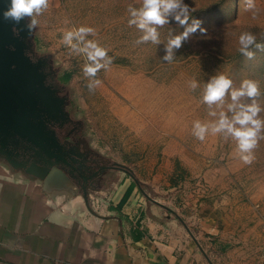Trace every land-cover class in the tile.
<instances>
[{"label": "rangeland", "instance_id": "obj_1", "mask_svg": "<svg viewBox=\"0 0 264 264\" xmlns=\"http://www.w3.org/2000/svg\"><path fill=\"white\" fill-rule=\"evenodd\" d=\"M255 2L259 13L253 19L243 0H185L190 22L201 21L206 32L186 41L171 64L161 60L164 45L183 29L172 21L159 29L161 45H136L142 33L129 27L127 9L139 8L142 0H50L37 18L36 43L40 54L53 55L61 76L70 74V107L97 149L133 168L145 191L174 210L208 200L220 205L236 227L255 228L256 245L264 249V140L253 162L244 164L234 141L209 135L201 142L192 134L194 121L215 119L201 102L212 76L223 74L236 87L256 80L264 93V51L253 49L251 60L238 51L243 32L264 43V0ZM81 26L96 30L88 38L112 58L110 69L98 73L102 84L94 93L82 71L86 58L70 54L62 42ZM193 79L200 85L195 92L189 88Z\"/></svg>", "mask_w": 264, "mask_h": 264}, {"label": "crops", "instance_id": "obj_2", "mask_svg": "<svg viewBox=\"0 0 264 264\" xmlns=\"http://www.w3.org/2000/svg\"><path fill=\"white\" fill-rule=\"evenodd\" d=\"M92 199L103 217L90 213L81 194H47L0 164V264H209L177 217L126 173ZM208 201L175 211L213 262L264 264L255 228L236 227Z\"/></svg>", "mask_w": 264, "mask_h": 264}, {"label": "water", "instance_id": "obj_3", "mask_svg": "<svg viewBox=\"0 0 264 264\" xmlns=\"http://www.w3.org/2000/svg\"><path fill=\"white\" fill-rule=\"evenodd\" d=\"M9 5L10 0H0V164L40 182L47 194L75 195L78 189L73 179L81 180L74 171L61 165L63 145L56 132V128L74 122L69 110L71 97L66 85L58 80L59 70L53 55L40 54L37 50V28L30 34L27 20L14 24L3 18ZM14 28L18 29V34L14 33ZM107 169L129 175L149 201L177 217L206 261L215 264L189 224L173 208L151 197L133 168L115 162L92 176L84 174V182L102 177ZM81 195L90 213L103 217L94 209L86 186Z\"/></svg>", "mask_w": 264, "mask_h": 264}, {"label": "clouds", "instance_id": "obj_4", "mask_svg": "<svg viewBox=\"0 0 264 264\" xmlns=\"http://www.w3.org/2000/svg\"><path fill=\"white\" fill-rule=\"evenodd\" d=\"M246 11H251L253 19L259 13L255 0H243ZM50 7V0H10V5L3 12V18L14 24L27 20L28 32L31 34L37 28L39 16ZM130 18L129 27H135L142 33L134 42L136 45H161L159 29L175 21L183 31L178 35H170L164 45L162 61L171 64L176 59L177 51L197 31L201 34L206 30L201 27V21L194 18L190 22V8L185 0H142L139 8L132 5L127 9ZM18 34V29H13ZM96 30L92 27L81 26L67 31L62 42L70 54L84 56L83 75L88 80L87 88L94 93L102 84L98 73L108 71L112 58L108 49L102 47L95 39ZM238 51L251 60L255 58V50L264 51V43H257V37L251 32H243L239 36ZM189 88L195 92L200 88L193 79L189 81ZM260 84L256 80L245 79L239 87L229 77L219 74L212 76L202 89V103L208 108V115L215 118L210 123L194 121L192 134L203 142L209 135H220L225 140L234 141L239 157L244 164H251L254 160V150L259 142L264 140V101L261 97ZM226 106V111L224 110Z\"/></svg>", "mask_w": 264, "mask_h": 264}, {"label": "flooded vegetation", "instance_id": "obj_5", "mask_svg": "<svg viewBox=\"0 0 264 264\" xmlns=\"http://www.w3.org/2000/svg\"><path fill=\"white\" fill-rule=\"evenodd\" d=\"M58 80L62 85H65L60 72L58 73ZM73 123L65 125L63 128H56L57 135L63 147V157H60L62 166L74 171L79 176V180L73 179L75 187L79 194H83V186H86L91 193L109 189L119 178V173L123 171L107 169L100 178H95L90 183H85L83 175L92 176L98 173L102 167H112L116 161H113L109 156L97 149L88 138L86 134L85 123L76 117L75 111L69 108ZM63 158V159H62ZM91 185L97 189H92Z\"/></svg>", "mask_w": 264, "mask_h": 264}, {"label": "trees", "instance_id": "obj_6", "mask_svg": "<svg viewBox=\"0 0 264 264\" xmlns=\"http://www.w3.org/2000/svg\"><path fill=\"white\" fill-rule=\"evenodd\" d=\"M62 78H63V80L65 81V82H68L69 80H70V74H65L64 76H62Z\"/></svg>", "mask_w": 264, "mask_h": 264}]
</instances>
